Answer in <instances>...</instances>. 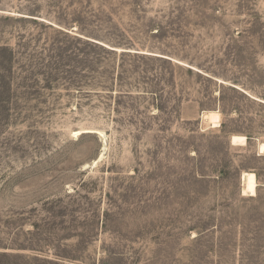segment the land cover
Here are the masks:
<instances>
[{
	"label": "rangeland",
	"instance_id": "1",
	"mask_svg": "<svg viewBox=\"0 0 264 264\" xmlns=\"http://www.w3.org/2000/svg\"><path fill=\"white\" fill-rule=\"evenodd\" d=\"M260 143L264 0H0V264H264Z\"/></svg>",
	"mask_w": 264,
	"mask_h": 264
},
{
	"label": "bare ground",
	"instance_id": "2",
	"mask_svg": "<svg viewBox=\"0 0 264 264\" xmlns=\"http://www.w3.org/2000/svg\"><path fill=\"white\" fill-rule=\"evenodd\" d=\"M223 82V81H221ZM208 117H206V119H210V121L212 122V117L214 116L213 113H209L207 115ZM208 122V121H207ZM214 127L216 126L215 122H212ZM86 133V131H84ZM82 132V133H84ZM89 132H93V131H89ZM95 132V131H94ZM79 133V132H78ZM100 135H102V132H97ZM80 134V133H79ZM77 134V135H79ZM231 143L232 145H240V146H245L247 144V138L245 136H232L231 138ZM258 152L260 155H264V143H260L259 147H258ZM97 163V161H96ZM242 181H243V188H242V192L244 196H255L256 195V191H257V187H258V181H257V175L253 172H244L242 175Z\"/></svg>",
	"mask_w": 264,
	"mask_h": 264
},
{
	"label": "crops",
	"instance_id": "3",
	"mask_svg": "<svg viewBox=\"0 0 264 264\" xmlns=\"http://www.w3.org/2000/svg\"><path fill=\"white\" fill-rule=\"evenodd\" d=\"M232 141V140H231ZM259 149V148H258ZM260 155V154H259ZM254 173V172H253ZM256 174V173H255ZM257 181H258V178H257ZM258 186H259V184H258ZM258 188V187H257ZM256 194H257V191H256ZM256 196V195H255ZM251 197V196H250Z\"/></svg>",
	"mask_w": 264,
	"mask_h": 264
}]
</instances>
